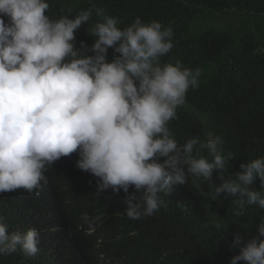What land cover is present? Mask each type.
Here are the masks:
<instances>
[{
  "label": "clouds",
  "instance_id": "9594fccd",
  "mask_svg": "<svg viewBox=\"0 0 264 264\" xmlns=\"http://www.w3.org/2000/svg\"><path fill=\"white\" fill-rule=\"evenodd\" d=\"M48 9L47 0H0V194L50 191V170L72 155L67 186L83 196L85 205L93 204L92 196L122 190L126 207L118 214L125 209L130 219L166 206L159 193L171 194L189 175L212 183L214 170L215 193L235 197V216L242 217L248 205L264 209V156L241 163L233 179L226 173L234 154L225 156L219 135L208 133L201 143L199 137L173 133L176 112H185L188 98L202 86L199 69L179 60L160 63L173 48L170 25L137 17L121 29L95 5L73 19H53ZM93 10L100 20L89 32L97 37L90 45L75 31ZM109 48L118 54L111 60ZM52 178L55 188L57 178ZM257 179L259 190L253 187ZM94 218L98 225L108 219ZM93 222L89 218L88 225L77 228L91 235ZM256 228L247 241L234 234L230 247H239V253L230 264H264V220ZM47 230L60 243L64 227ZM95 239L96 247L103 244L101 235ZM41 244L42 229L9 233L0 220V255L19 249L38 257Z\"/></svg>",
  "mask_w": 264,
  "mask_h": 264
},
{
  "label": "trees",
  "instance_id": "16d2710c",
  "mask_svg": "<svg viewBox=\"0 0 264 264\" xmlns=\"http://www.w3.org/2000/svg\"><path fill=\"white\" fill-rule=\"evenodd\" d=\"M47 2L46 12L53 19H73L95 5L116 18L121 29L137 17L170 25L173 48L160 57V63L179 60L184 67L199 69L202 86L198 94L187 97L186 111L176 112L173 133L178 138L199 137L201 143L208 133L219 135L225 156L234 154L226 173L233 179L241 163L264 156V0ZM4 19L7 22V17ZM99 20L93 10L89 21L75 31L78 40L84 38L92 45L97 37L89 32ZM114 55L118 54L109 48L108 59ZM199 154L212 159L207 149H200ZM72 158H60L62 162L50 170V191L39 196L0 194V220L7 231L40 228L45 243L41 244L39 259L37 254L26 257L18 249L0 255V264H230L239 253V247H230L234 234L239 232L247 241L257 234L256 227L264 220V209L258 205L246 206L242 217L234 215L235 197L215 193L219 183L216 170L212 183L189 175L171 194L160 192L166 206L151 216L130 219L125 209L120 216L119 208L126 207L122 190L92 196L93 204L85 205L83 196L67 186L71 177L66 163ZM52 177L57 178L55 188ZM253 187L259 190L258 179ZM95 214L108 219L98 225ZM89 218L94 219L92 226L96 228L91 235L77 228L88 225ZM54 226L64 227L60 243L58 236L47 230ZM105 231L109 235H103ZM95 234L103 238L97 247Z\"/></svg>",
  "mask_w": 264,
  "mask_h": 264
}]
</instances>
